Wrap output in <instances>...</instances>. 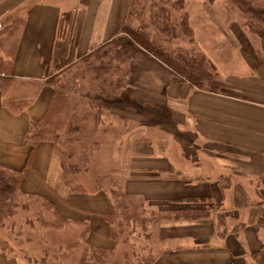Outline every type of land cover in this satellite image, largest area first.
Returning <instances> with one entry per match:
<instances>
[{
    "label": "crops",
    "instance_id": "obj_1",
    "mask_svg": "<svg viewBox=\"0 0 264 264\" xmlns=\"http://www.w3.org/2000/svg\"><path fill=\"white\" fill-rule=\"evenodd\" d=\"M130 2L131 0H0V31L11 24L19 25L12 36H7V32L0 34V40H4V47L0 46V56L6 51L10 41L15 42L11 74L22 81L40 80L54 72L60 59L67 55L70 39L73 38L76 57L80 58L115 38L126 20ZM59 20L65 21L67 27V35L62 39L57 38L56 34ZM254 33H258L260 47L240 51L247 67L255 73V79H232L226 85L222 83L225 95H218L221 101L218 103L197 98L196 94L199 92L195 93L194 90V96L190 95L187 103H184L188 107H183L191 112L189 116L196 123L200 141L203 142H200V148L196 150L199 153L198 162L193 165L198 170L193 178L199 179L193 181L210 182L208 179H214L222 196V186L227 184V195L223 196L219 204L223 211L226 208H221L222 204L227 201V219H220L218 214L221 211L218 210L207 222L164 227L163 240L167 244L176 241V246L165 244L159 256V264H254L252 254L264 243V218L254 217L250 213L241 214L249 210L252 204H264V34L258 31ZM158 69L161 68L157 67L156 70ZM166 81L163 98L166 101L140 98L141 93L147 92L133 86L126 91L127 98L111 103L109 116L127 124L138 119L136 113L130 111V106L138 101L147 104L180 101L178 96L172 97V92L178 95L177 80L170 75ZM49 96L47 88L41 89L34 103L19 113L7 111L0 96V166L19 171L30 162L21 182V191L50 199L63 215L76 216L84 211L109 212L110 205L102 193H67L53 146L41 143L33 147V143L25 139L27 126L30 122L41 119ZM147 96L155 99L152 95ZM205 118L214 120L217 126L227 125V130L214 127L212 121L204 123ZM210 154H214L213 160L217 162L214 168L218 165L227 166L229 177L224 174H218L217 177L214 169L209 176L202 170L206 168L204 162L211 158ZM136 158L137 156L131 158L137 166L129 170V178L144 181L150 186L139 191H126L128 194L144 195L148 201L157 203L177 198L204 197L217 206L213 200H216L218 194H215L213 188L203 191L169 187V182L162 180L157 171L178 169V166L173 160L169 161L166 155L156 159L160 164L153 166L150 165L153 160L151 157L139 155L138 159H142L141 161ZM168 162L172 167L167 165ZM183 176L179 179L176 175L175 181L171 183L193 184L185 181L187 176ZM233 176L236 178L231 179ZM246 180L252 188L257 187L255 192L244 186ZM133 182L134 180L126 181L129 190H132ZM105 203L109 205L107 209ZM96 237L97 240H93V243L106 242L103 234ZM183 238L187 239L179 242ZM8 255L0 252V264H12Z\"/></svg>",
    "mask_w": 264,
    "mask_h": 264
},
{
    "label": "trees",
    "instance_id": "obj_2",
    "mask_svg": "<svg viewBox=\"0 0 264 264\" xmlns=\"http://www.w3.org/2000/svg\"><path fill=\"white\" fill-rule=\"evenodd\" d=\"M185 5L186 0H131L126 20L115 38L80 58L76 57L73 38L70 39L67 55L60 59L54 72L40 80L22 81L11 74L15 42L10 41L0 56V96L7 111H24L34 103L41 89L47 88L50 92L43 116L29 123L25 139L33 143V147L41 143L53 146L67 193L88 194L81 181L90 172L91 158L98 151L97 144L91 149L83 144L78 116L85 108L96 110L99 115L110 113L111 103L127 98L126 91L133 86L146 91L139 86L140 75L137 77L151 66L137 73L145 60L156 62L152 68H164L177 80L180 101H187L194 90L225 95L219 75L203 54L171 45L179 38L192 42L193 31L187 12L183 11ZM253 10L261 18L257 23L261 29L264 7L258 5ZM180 11L183 13L179 14ZM65 23L58 22L59 39L67 35ZM18 26L11 24L0 34L7 32V36H12ZM0 44L4 47L3 39ZM137 104L147 103L138 101ZM29 167L30 162L19 171L0 166V231L10 236L0 244L2 253L12 251L10 241H17L21 236L19 222L24 221L31 233L37 225L56 231L71 226L78 228L82 249L76 251L67 264H156L154 242H164V227L207 222L220 208L213 203L214 207L209 198L186 197L157 204L152 210L144 195L128 194L122 183L110 180L106 188L97 182L93 190L94 194L107 192L110 211L83 212L89 217H99L105 225L94 226L90 220L63 215L42 195L22 192L21 182ZM157 173L164 181H175L170 169ZM161 173L169 176L166 178ZM103 229L110 243L91 247L90 236H97ZM56 256L58 258L57 254L42 250L38 256H26L18 264H58ZM252 260L254 264H264V243L252 254Z\"/></svg>",
    "mask_w": 264,
    "mask_h": 264
},
{
    "label": "rangeland",
    "instance_id": "obj_3",
    "mask_svg": "<svg viewBox=\"0 0 264 264\" xmlns=\"http://www.w3.org/2000/svg\"><path fill=\"white\" fill-rule=\"evenodd\" d=\"M258 5H263L264 7V0H256V2L255 0H186L183 11L187 12L189 25L193 31L192 42H189L186 38H179L173 41L171 45L172 47L181 46L185 49H192L195 52L203 54L211 63L224 85L232 79L254 80L255 73L247 67L240 50L259 48L261 45V40L257 37L258 33H254L258 31L264 34V27L260 29L257 24L261 18L256 12L253 13V8H257ZM183 11H180L179 14H182ZM250 33H254L252 34L254 39H251ZM155 64L156 62L154 61L148 63L145 60L138 68L137 73H140L151 65L149 70L137 74V77L140 75L138 80L139 86L145 88L146 91H143L147 92L141 93L140 98L145 97L150 101L162 102L163 100L166 101L163 98H165L166 93V79L169 80L170 73L164 68L158 69L159 71L152 68ZM23 92H26V90H23ZM195 93H197V98L208 99L215 103L221 102L218 99V94L197 90ZM147 94L152 95L155 99L148 98ZM194 94L191 93V96H194ZM175 96L177 97V93L172 92V97L176 98ZM184 103H187V101L168 100L167 104H134L130 106V111L136 113L138 119L136 122H128L127 124L111 119L109 113L99 115L96 113V110L83 109L78 116L80 136L83 139V144L89 149L94 144L98 145V151L91 158V170L84 175L81 181L82 186L87 189L88 195L94 194L93 190L97 182L102 183L100 185L106 188L107 184L111 182L110 180L122 183L124 191H139L149 187L150 184L144 181L129 178V170L137 166L131 158L137 156L136 159H138L139 155L151 157L153 160L150 165L153 166L154 164H160L156 159L166 155L169 161L173 160L178 166V169L173 168L171 170L173 176L176 177L178 175L179 179H181L184 174L187 176L185 181L193 183L192 185H182V183L169 182V187L194 188L202 189L203 191H209V188H213L215 189V194H218V196L215 197L216 200H212L216 201L217 206H219L223 200V196L227 195V184L222 186L224 190L222 196L214 179H208L210 182L193 181L199 179L197 177L193 178L194 174L197 173L196 171H198L195 170L193 165L198 162L199 153L196 150L200 148V142L202 141H200L199 133L196 130V123L190 118L191 112L184 110L187 106ZM206 121L213 122L214 120L205 118L204 123ZM212 125L227 130V125L217 126L215 123ZM213 155H211V158L206 159L204 162L206 168L202 170L207 172L209 176L211 170L214 169L217 177L218 174H224L229 177L227 175V166L218 165L214 168L217 162L213 160ZM141 160L140 158L138 159V161ZM167 165L171 166L169 162ZM161 174L162 176L165 175L164 177L166 178L169 176L164 173ZM234 178L236 176H233L231 179ZM129 180H134L132 190H129V186L126 184V181ZM248 182L246 180L244 186L255 192L257 187L252 188ZM60 184L61 188H63L62 181H60ZM249 193L251 192L249 191ZM101 195L104 196L105 201L110 205L107 192H103ZM145 199L147 206L152 210L156 209L157 204H165V202H150L146 196ZM107 204L105 203L106 209L109 206ZM212 205L214 206L213 203ZM263 205L252 204L249 210L241 214L250 213L254 217L264 218ZM222 206L221 208L226 209L222 211L219 208L221 214L218 215L220 219L225 220V218L227 219V201ZM68 217L90 220L89 222L93 223L94 226H105L99 217H89L86 214ZM23 222H19L22 228L20 232L21 236L18 237L17 241H10L12 251H8L10 256L7 255L11 258L12 264L23 262L26 256H38L42 250H49L54 256L57 254L58 258L56 256L55 260H58V264H67L76 251L82 249V245L78 240L80 230L76 227L71 226L64 230L56 231L39 228L37 225L31 233L29 227L24 225ZM244 222H246V218ZM98 234H103L106 241L99 244L105 245L110 243L107 238L106 229L101 230ZM7 237L10 236H7V233L4 231H0V244ZM186 239L183 238L179 242ZM93 240H97V237L90 236L88 244L91 247L98 245V243H93ZM189 240L192 239L189 238ZM175 242L172 241L168 244L166 241L154 242L153 253L157 261L156 264H159V256L165 244L176 246Z\"/></svg>",
    "mask_w": 264,
    "mask_h": 264
}]
</instances>
